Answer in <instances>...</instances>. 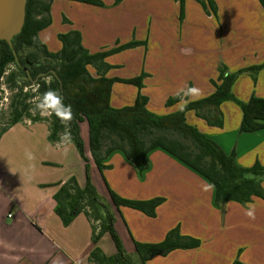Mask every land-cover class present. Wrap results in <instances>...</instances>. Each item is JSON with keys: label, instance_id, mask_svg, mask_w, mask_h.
I'll use <instances>...</instances> for the list:
<instances>
[{"label": "crops", "instance_id": "crops-1", "mask_svg": "<svg viewBox=\"0 0 264 264\" xmlns=\"http://www.w3.org/2000/svg\"><path fill=\"white\" fill-rule=\"evenodd\" d=\"M213 1L217 6V17L208 14L196 0H185V28L179 33V3L173 0H146L151 8L159 9L160 15H163L157 22L162 35L156 34L157 39L162 41H153L159 45V48L156 47L157 62L161 63L162 60V67L154 70V75L143 81V92L149 98L147 108L150 111L167 115L180 110L176 107L178 103L167 106L166 102L181 87L200 89V96L191 101L212 94L215 87L211 81L219 76L221 63L227 65L230 72L264 63V8L260 1ZM71 2L74 1H53L52 22L54 12L58 10L59 13L66 10L71 16ZM169 22L172 24L170 33L164 29V25H169ZM190 24H195L198 32H203L202 39H198L192 29L187 31L189 36L184 39V31ZM44 31L40 33V38ZM183 33L184 37L179 40ZM200 40L207 45L214 43L215 47H201L198 45ZM170 59L173 64L168 65L166 61ZM232 92L243 102L249 101L253 95L264 98V69L255 75L250 72L241 74ZM220 111L223 114V127L210 125L194 110L186 113V119L188 124L218 143L225 153L234 152L239 166L251 167L256 161L264 165V129L241 132L243 110L233 101L222 103ZM206 113L214 114L215 110L209 108ZM84 124L87 125L86 122ZM49 135L50 127L46 122L28 125L19 122L11 126L0 139V162H5L6 155L1 148L2 144L6 146L9 143L8 139L11 142H17L18 139L35 142L38 139L52 155L51 158H37L35 153L28 166L18 164L10 167L0 163V264H98L91 258L94 249H99L106 257L117 254L116 244L109 232L93 244L94 225L84 212L69 225H65L57 214L55 195L61 185L75 177L83 188L87 172L85 162L72 142L65 148L51 142ZM83 135L92 183L110 204L115 218V231L130 258L139 259L136 242H162L176 226L180 227L184 236L199 237L203 242H210L212 219L215 217L220 222L221 234L226 233L233 239L235 237V240L227 241L235 245V254L240 251V261L245 264H264L263 199L254 197L250 202L256 206L254 220L245 215L249 203L225 202L217 205L213 185L162 148H156L148 154L149 168L143 173L120 150L113 151L105 158V165L115 170H129L137 182L138 190L130 188L123 191L118 181L123 173L111 179L105 176L113 170L107 169L102 178L92 157L89 128ZM259 180L264 188V176L259 177ZM109 188L125 199L146 201L160 197L165 202L157 208L156 216L150 217L129 207L117 208ZM208 242L199 248L177 249L166 256H154L146 264H212L209 246L213 242Z\"/></svg>", "mask_w": 264, "mask_h": 264}, {"label": "trees", "instance_id": "trees-1", "mask_svg": "<svg viewBox=\"0 0 264 264\" xmlns=\"http://www.w3.org/2000/svg\"><path fill=\"white\" fill-rule=\"evenodd\" d=\"M54 0H27L26 19L22 31L13 37L12 44L0 41V93L2 78L10 64L25 73V86H32L34 82L40 85L38 93H43L49 88L56 90L64 98V103L71 105L73 119L71 120V142L76 146L81 158L85 161L87 181L85 188H81L75 177L70 178L61 185L55 195L56 212L65 225H69L80 213H85L93 222V244L109 232L116 244L117 254L106 257L99 249L91 252V258L98 264H146L154 256H166L177 249L199 248L201 240L184 236L180 227L176 226L169 231L166 238L159 243L136 242V250L139 259H132L125 252L115 228V218L110 204L99 194L92 183L90 175L89 159L85 153V145L81 134V124L86 122L89 128L90 149L92 157L101 173L109 166L104 160L113 151L120 150L143 173L149 168L148 154L162 148L203 177L214 187L215 203L237 202L247 204L254 197L264 200V188L259 177L264 176V165L259 161L251 167H241L236 163L235 153L227 154L211 138L200 132L197 128L188 124L186 113L196 111L197 115L210 125L223 127V114L220 106L226 101L237 103L243 110L241 132H255L264 129V98L253 95L249 101L239 100L232 92V87L237 78L250 72L253 75L264 69L261 65L250 66L230 72L227 65L221 63L219 76L212 80L215 91L199 100L186 104L183 110L175 113L161 115L147 108L149 98L138 94L131 106L113 108L111 106L113 87L116 82H124L143 87V80L148 76L142 73L140 76L124 80L111 78L108 72L111 66L106 62L110 55L125 49L135 48L138 42H130L113 49L91 53L83 45L80 32L72 31L58 36L62 43L61 49L52 52L42 42L40 33L52 24L51 7ZM85 4L101 5L100 0H69ZM181 9V18L185 17V0H176ZM208 14L217 17V6L213 0H196ZM264 8V0H259ZM24 47H34L42 51L45 58L53 62L46 65L40 62L36 53H30L21 58L19 53ZM94 72H93V71ZM53 78L46 83L43 77ZM16 74L10 72L5 76V83L9 86L15 84ZM256 82V77L254 76ZM24 87L20 90L23 91ZM37 93H35L36 95ZM34 95L25 94V99L13 101L12 121L9 127L0 131L2 135L13 125L22 122L24 115L29 112L30 105L27 99ZM177 95L169 97L166 105L178 103ZM209 108L215 110L214 114L206 113ZM50 126L49 140L58 143L59 136L64 129L60 121L53 115ZM155 131H174L185 139H190L197 152L190 150L183 142L165 136L154 137L150 141L145 136ZM113 136L118 141L112 139ZM111 140L112 145L105 153L103 147L105 141ZM207 159L209 161L207 162ZM110 196L117 208L129 207L145 213L150 217L156 216L157 208L165 202L164 198H154L146 201L125 199L109 188ZM233 264H245L236 259Z\"/></svg>", "mask_w": 264, "mask_h": 264}, {"label": "rangeland", "instance_id": "rangeland-1", "mask_svg": "<svg viewBox=\"0 0 264 264\" xmlns=\"http://www.w3.org/2000/svg\"><path fill=\"white\" fill-rule=\"evenodd\" d=\"M100 1L103 4L94 5L76 2L69 3L73 5L74 8L77 7L75 9L73 7L69 8V14H71L70 17L68 13H66V10H64V12L61 11L60 13V10L54 12L52 25L48 30L42 33L41 40L48 47V49H50L52 52H57L61 49L62 46V43L59 40L58 36L60 34H68L72 31H78L82 35L84 47L91 53L110 50L117 46L124 45L133 41L138 42L140 43L138 47L125 49L106 58V62L111 66L108 74L111 78H119L124 80L138 77L143 72L148 74L147 77L154 75V70L162 67V60L160 61L161 63L157 62L156 47L159 48V45L153 43V41H162V39L159 40L156 37V34L162 35V31L160 28H158L157 25L158 20L163 17V15H160L159 13L160 10L157 8H151L150 4L146 3V0ZM143 1H145V4L143 3ZM177 19L178 32L182 33L183 27L185 28V25H183L185 17H183V19L181 18L180 8L179 16ZM168 24L169 25H164V29L166 32L170 33L172 24L171 22H169ZM189 29H192L196 32V36L198 35V39H202L203 32H198V30L195 28V24H190L186 32L184 31V39L188 38L189 34L187 31ZM184 33L180 35L179 40L184 37ZM176 35L178 36V34ZM176 39L178 40V37H176ZM198 45L201 47L204 46L205 48H207V46L211 48L215 47L214 43L207 45V43H204L203 40H200V43ZM30 53L38 54L40 62L45 63L46 65L53 64V62H50V59L45 58L42 51H39L34 47H24L22 50H20L19 55L21 58H25ZM166 62L169 63L168 65L173 64L171 59L170 61ZM8 70L9 73L14 72L16 74V79L14 85L12 84L9 86L7 83H3L1 85L2 88H5L6 92L4 93L1 88L2 95H0V103L3 104V107H0V131L4 128L9 127V125L11 124V103L13 101L25 99L26 93H30L32 95H35L36 93L33 91L32 86H25L26 75L25 73L20 71L14 63L8 66ZM52 79L53 78L45 81L46 83H50ZM143 85V87H139L134 84L116 82L112 95L111 106L113 108H123L131 106V103H134L138 94L145 95L143 92L145 84L143 83ZM22 87H24V89L21 92L20 89ZM32 97L28 98L26 103H29V100ZM29 105L30 109L34 107V105L31 103H29ZM30 109L29 112L24 115V118L22 120L25 125L40 121L48 123L49 127L51 126V117L42 118L38 113H33L32 111H30ZM82 124L83 137V134L88 129V124ZM159 136H165L171 139L179 140L186 146H188L190 150L194 152L198 151L196 150L194 143L190 139H185L182 135L174 131H155L152 134L145 136L144 139L146 141H150L152 138ZM112 139L118 141V138L116 136H113ZM8 142L9 143H7L6 146L2 144L1 151L6 155L5 162H0L2 165L14 167L15 165L23 164L28 166L31 163V158L35 153L37 158L52 157L51 153L44 148L41 141L38 139H36L35 142L29 141L27 139H18L17 142H11V139H8ZM111 145V140L107 139L103 147V152L105 153L107 148ZM13 149H15L16 151ZM29 153L32 156L31 158H29L28 156ZM208 161L209 159H207V162ZM107 169L113 170L110 171L107 176H105L111 179H113L114 177H118L121 173H123L118 178L119 185L123 191L129 190L130 188H132L133 190H138V188H136L138 184L136 181H134L133 175L129 170H115V168H111V166H109ZM104 171L103 173H101L100 171L101 177L104 175ZM85 186L86 181L83 188H85ZM212 224V241L203 242V240L199 237L196 239L201 240L203 245H205V242H213L209 246V249L211 250L209 257L211 258L212 264H233V262L238 259L240 251H237V253L235 254V245H233L232 242L229 243L227 240H235V237L234 239L232 237H228L226 236L225 232H223L225 233V235H222L220 232V222L215 217H213L212 219ZM201 232L203 234V230H201ZM205 238L207 239V234ZM234 256H236V259H233Z\"/></svg>", "mask_w": 264, "mask_h": 264}, {"label": "clouds", "instance_id": "clouds-1", "mask_svg": "<svg viewBox=\"0 0 264 264\" xmlns=\"http://www.w3.org/2000/svg\"><path fill=\"white\" fill-rule=\"evenodd\" d=\"M51 78V75L43 77L45 80H50ZM39 87L40 85L36 82H34L32 85L33 91L37 94L29 100V103L34 105L30 111L33 113H38L42 118H47L54 115L60 121L61 126L64 129L61 133H58V145H62L67 148L71 144L70 128L71 120L73 119L72 107L71 105L64 103L63 96L56 90L49 88L43 93H38ZM200 94V89L196 87H181L176 93L177 97L179 98L176 107H178L180 110H183L186 104L190 103L192 99L199 97ZM0 107H3L2 103H0ZM28 156L31 158L30 153ZM255 213L256 206L252 203H249L247 205L245 215L249 219L254 220Z\"/></svg>", "mask_w": 264, "mask_h": 264}, {"label": "water", "instance_id": "water-1", "mask_svg": "<svg viewBox=\"0 0 264 264\" xmlns=\"http://www.w3.org/2000/svg\"><path fill=\"white\" fill-rule=\"evenodd\" d=\"M27 0H0V41L10 45L25 24Z\"/></svg>", "mask_w": 264, "mask_h": 264}, {"label": "built area", "instance_id": "built-area-1", "mask_svg": "<svg viewBox=\"0 0 264 264\" xmlns=\"http://www.w3.org/2000/svg\"><path fill=\"white\" fill-rule=\"evenodd\" d=\"M9 73V70L7 69L5 72L4 77L2 78L3 83H5V76ZM2 88V87H1ZM2 91H4V93L6 92L5 88H2ZM0 95H2V93H0Z\"/></svg>", "mask_w": 264, "mask_h": 264}]
</instances>
